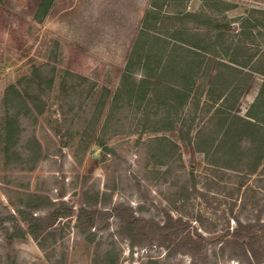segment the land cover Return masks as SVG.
<instances>
[{
	"label": "rangeland",
	"instance_id": "obj_1",
	"mask_svg": "<svg viewBox=\"0 0 264 264\" xmlns=\"http://www.w3.org/2000/svg\"><path fill=\"white\" fill-rule=\"evenodd\" d=\"M41 1L0 0V264H250L232 258L231 250L223 251L215 239L203 260L188 252L172 253L158 243L132 245L118 232L119 218L108 214L123 203L162 223L171 212L189 221L185 233L208 237L232 230L237 218L246 222L260 215L264 220V161L254 174L217 168L189 143L199 128L212 123L211 113L221 102L208 111L210 77L199 76L200 89L193 91L185 110L177 113L173 108L171 115L164 99L150 95L141 100L123 89L125 66L150 0H54L39 18ZM224 1L233 4L223 14L228 19L264 9V0ZM207 4L189 0L186 7L196 11ZM168 11H175L174 6ZM221 46L216 61L225 57ZM255 46L264 51V38ZM37 67L55 80L39 95L43 112L21 117V136L11 154L25 148L40 153L35 164L17 163L6 155L3 140L4 95L11 84L24 80L20 87H26ZM137 76L142 77L135 72L133 79ZM263 81L256 73L241 94V115L259 95ZM172 119L173 126L158 129L160 120ZM190 124L193 129L187 135ZM157 137L178 147H167L159 155ZM192 171L205 196L183 194V187L193 182ZM30 204L37 206L33 216L60 209L44 247L18 214V208ZM80 207L100 213L98 226L90 231L77 226Z\"/></svg>",
	"mask_w": 264,
	"mask_h": 264
},
{
	"label": "trees",
	"instance_id": "obj_2",
	"mask_svg": "<svg viewBox=\"0 0 264 264\" xmlns=\"http://www.w3.org/2000/svg\"><path fill=\"white\" fill-rule=\"evenodd\" d=\"M187 1L151 0L125 66L123 89L127 95L137 94V99L141 100L150 95L162 98L169 108L168 114L173 108L181 113L192 98L193 91L200 89L199 76L210 77L207 95L211 104H208V111L218 101L221 102L211 113L212 123L199 128L194 137H189V143H194L197 150L203 151L217 168L242 169L247 174H254L264 161V81L245 116L239 113L237 107L241 94L254 75L259 73L264 76V51L255 48L258 39L264 38V9H253L238 19H228L223 14L233 8V4L224 0H207L208 7L196 11L187 10ZM53 2L42 0L36 12L37 17L43 18ZM172 6L175 11H168ZM163 28L165 31H162ZM219 44L223 46L225 57L216 61L220 57L216 50ZM40 70L41 67H37L33 77H25L26 87H20L22 80L18 84H11L4 95L3 140L6 155L14 157L17 163L32 161L35 164L40 153V149L25 148L24 152L15 150L11 154L21 136V117H34L35 113H42L44 106L39 95L46 93L45 85L53 86L54 76L41 75ZM135 72L142 77L133 79ZM68 74L72 75L69 71ZM65 84L66 76L63 78V88ZM37 87L39 93H35ZM196 100L198 106L201 99L198 97ZM160 123L158 129L163 130L173 126L175 120H160ZM192 127L190 124L187 135H190ZM155 140L159 155H164L167 147H178L177 143L165 137ZM100 143L106 144L103 139ZM25 152L29 160L24 158ZM191 178L193 182L183 187V194L188 197L194 193L205 196L197 188L193 171ZM35 208V204L18 208V214L28 220L29 232L44 247L49 234H54L52 224L60 215V209L53 210L48 216H33ZM98 214L96 209L80 207L77 226L81 225L90 231L92 227L98 226ZM108 214L119 218L118 232L128 237L132 245L158 243L171 248L172 253L188 252L194 258L203 260L207 258L209 242L215 239L221 243L223 251L231 250L232 258L245 259L250 264L253 261L264 264V220L260 215L256 220L246 222L237 218L238 225L232 230L228 228L221 234L208 237L200 232L193 235L190 230L185 233L189 229V221L183 216L175 217L171 212H166L162 223L136 214L129 204H118ZM89 235L91 238L92 233L89 232Z\"/></svg>",
	"mask_w": 264,
	"mask_h": 264
},
{
	"label": "crops",
	"instance_id": "obj_3",
	"mask_svg": "<svg viewBox=\"0 0 264 264\" xmlns=\"http://www.w3.org/2000/svg\"><path fill=\"white\" fill-rule=\"evenodd\" d=\"M150 3H151V0H150ZM149 6H150V4H149ZM148 6V7H149ZM207 90H208V87L206 88V91L205 92H207ZM207 101H209V99L207 98ZM237 109H238V107H237Z\"/></svg>",
	"mask_w": 264,
	"mask_h": 264
}]
</instances>
